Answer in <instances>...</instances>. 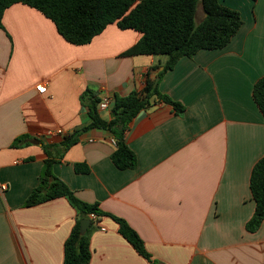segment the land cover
<instances>
[{
    "label": "crops",
    "instance_id": "0c3cea01",
    "mask_svg": "<svg viewBox=\"0 0 264 264\" xmlns=\"http://www.w3.org/2000/svg\"><path fill=\"white\" fill-rule=\"evenodd\" d=\"M221 3L239 12L241 27L226 47L183 57L163 75L159 91L185 111L176 116L155 103L131 120L125 141L137 158L133 170L113 165L108 131L81 133L62 157L60 144L91 122L80 103L87 88L113 105L116 97L142 92L147 73L162 71L166 56H124L141 35L115 24L74 46L35 9L14 4L4 11L0 264H62L75 211L63 198L23 207L38 184L45 148L56 160L54 176L108 214L91 219L89 264H148L111 216L124 220L159 264H264V222L254 233L245 229L255 209L250 172L264 157V118L252 99L264 76V0ZM40 84L44 94L36 91ZM112 105L97 109L101 119L113 118Z\"/></svg>",
    "mask_w": 264,
    "mask_h": 264
},
{
    "label": "trees",
    "instance_id": "16d2710c",
    "mask_svg": "<svg viewBox=\"0 0 264 264\" xmlns=\"http://www.w3.org/2000/svg\"><path fill=\"white\" fill-rule=\"evenodd\" d=\"M14 4H22L41 13L71 45L89 44L107 26L115 24L120 30H133L141 35L124 56H166L162 71L154 78L147 73L142 92H131L114 99L111 108L113 118L110 121L99 117L97 106L100 100L87 88L80 97V103L88 110L91 122L82 130L62 139L59 157L78 141L81 133L91 129L108 131L114 143L110 159L118 170H133L137 167V158L128 147L125 135L129 123L140 111L155 103L170 107L176 116H181L185 111L182 104L159 91L158 85L163 75L183 57L193 58L202 50L226 47L242 25L239 12L225 7L221 0H0V29L4 11ZM198 6H201L204 18L196 23ZM252 99L264 118V76L254 84ZM19 141L21 139L15 140L13 146H17ZM44 152L46 159L38 176V184L31 190L23 207L65 199L75 211L77 219L64 243L62 264H89L90 215L108 214L100 211L98 204L79 200L64 182L54 176L52 166L56 160L50 155L49 148H45ZM76 171L88 173L89 170L77 166ZM249 189L255 209L245 229L248 233H254L264 222V157L255 163L250 172ZM111 218L118 226V233L138 255L148 264H159L151 259L140 237L124 220ZM84 219L90 220V224L81 235L80 222Z\"/></svg>",
    "mask_w": 264,
    "mask_h": 264
},
{
    "label": "built area",
    "instance_id": "2783aa9c",
    "mask_svg": "<svg viewBox=\"0 0 264 264\" xmlns=\"http://www.w3.org/2000/svg\"><path fill=\"white\" fill-rule=\"evenodd\" d=\"M36 91H37L39 94H44L45 91H46V86L43 85V84H40V85L36 86ZM111 105H112V102H111L110 99H108V98H103V99L98 103L97 109L103 111V110H106V109L110 108ZM55 133H56L57 135H61L62 131H61V130H57ZM5 189H6V185H2V186H0V190H1V192H3ZM97 218H98V216H96V215H94V214H91V215H90V219H97ZM102 230H103V229H102Z\"/></svg>",
    "mask_w": 264,
    "mask_h": 264
},
{
    "label": "water",
    "instance_id": "95a60500",
    "mask_svg": "<svg viewBox=\"0 0 264 264\" xmlns=\"http://www.w3.org/2000/svg\"><path fill=\"white\" fill-rule=\"evenodd\" d=\"M89 224H90V220H87V219L81 220V222H80V233H81V235H83L86 232Z\"/></svg>",
    "mask_w": 264,
    "mask_h": 264
},
{
    "label": "rangeland",
    "instance_id": "374dc122",
    "mask_svg": "<svg viewBox=\"0 0 264 264\" xmlns=\"http://www.w3.org/2000/svg\"><path fill=\"white\" fill-rule=\"evenodd\" d=\"M200 17H204L203 12L200 13L199 10L197 9V13H196V17H195V22L196 23H199Z\"/></svg>",
    "mask_w": 264,
    "mask_h": 264
}]
</instances>
